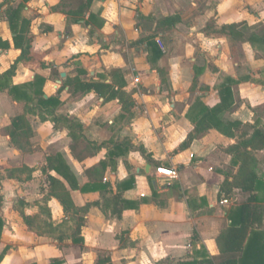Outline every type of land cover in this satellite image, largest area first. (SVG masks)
Instances as JSON below:
<instances>
[{"label":"crops","instance_id":"1","mask_svg":"<svg viewBox=\"0 0 264 264\" xmlns=\"http://www.w3.org/2000/svg\"><path fill=\"white\" fill-rule=\"evenodd\" d=\"M60 3L0 0L9 43L0 75L21 53L9 7L22 5L20 22L44 53L43 67L16 62L1 80L0 264H201L218 255L227 212L249 197L234 186L219 198L224 172L233 179L236 144L264 129V0H91L79 17ZM35 76L45 81L30 86ZM225 84L232 96L218 117L239 123L232 134L203 118ZM8 86L30 98L13 99ZM37 89L56 99L61 120H44ZM252 154L264 178V148ZM56 155L74 188L45 166ZM49 175L87 210L65 212ZM43 198L49 220L38 215ZM78 216L79 242L43 230L50 221L68 235Z\"/></svg>","mask_w":264,"mask_h":264},{"label":"trees","instance_id":"2","mask_svg":"<svg viewBox=\"0 0 264 264\" xmlns=\"http://www.w3.org/2000/svg\"><path fill=\"white\" fill-rule=\"evenodd\" d=\"M90 1L61 0L60 4L68 13L79 17L88 9ZM21 9L22 5H18L16 7H9L6 10V18L11 33L13 34V44L15 47L21 48V53L15 63L0 75V90L3 88L1 80L13 73L16 62H22L26 65L30 64L32 67L44 66V62L42 61L44 53L37 52L33 49V35L25 27L23 20L20 22ZM7 48H9L8 41L0 38V50ZM44 81L45 79L43 77L35 76L30 86H39ZM259 82L264 86V78L259 80ZM86 86L95 87L96 85L87 84ZM21 88L20 86H8V92L13 99H20L22 96L28 100L30 96ZM35 92L38 96V103L42 106H39V108L44 120H49V116H51L54 122L61 120L60 117L53 116L54 109L51 105L56 104V99L53 97L44 98L40 89L35 90ZM231 96L230 88L225 84L221 89L219 104L207 110L203 116L204 119L211 121V126L217 130H221L225 134H232L229 130L239 127V123L236 122L227 123L223 127L222 121H219L218 114L228 105ZM16 121L18 120H15V124H17ZM15 127L19 128L20 126L17 125ZM21 133L24 135L25 131ZM263 148L264 129L260 128H255L249 137L243 135V138L236 144L231 167L238 165L237 172L232 175V180L229 179L231 172H224L225 179L220 185L218 197L229 196L234 186H238L243 192L248 193L249 197L245 203L229 209L227 212L228 222L216 236V243L219 249L218 255L204 258L200 262L201 264H264V229L261 228L264 223V178L257 175L254 170L253 163L255 159L252 154L253 151ZM45 166L51 170H55L72 188L75 187V180L60 155L47 157ZM235 176H238V179H234ZM48 179L51 190L59 198L65 212L72 211L73 213H78L87 210L86 207L80 209L72 206L68 191L60 180L51 175L48 176ZM16 201L17 203L25 204L20 199H16ZM39 205L38 215L44 218V220H49L50 211L47 207L46 198H43ZM25 218L27 223L31 224L28 221V217L25 216ZM83 220L82 216H78L75 225L70 230L71 233L68 235H66L67 232L60 231L58 226H54L50 221L45 222L43 230L48 233L51 232L58 241L71 238L73 242H79L81 240L79 234Z\"/></svg>","mask_w":264,"mask_h":264},{"label":"built area","instance_id":"3","mask_svg":"<svg viewBox=\"0 0 264 264\" xmlns=\"http://www.w3.org/2000/svg\"><path fill=\"white\" fill-rule=\"evenodd\" d=\"M135 80H137V79H135ZM156 172H157V174L166 176L168 178H173L175 176V173H176L174 169L165 168V167H157ZM223 202H227V199H223Z\"/></svg>","mask_w":264,"mask_h":264},{"label":"rangeland","instance_id":"4","mask_svg":"<svg viewBox=\"0 0 264 264\" xmlns=\"http://www.w3.org/2000/svg\"><path fill=\"white\" fill-rule=\"evenodd\" d=\"M260 115L264 116V108H262V111H260ZM259 164H261V162Z\"/></svg>","mask_w":264,"mask_h":264},{"label":"water","instance_id":"5","mask_svg":"<svg viewBox=\"0 0 264 264\" xmlns=\"http://www.w3.org/2000/svg\"><path fill=\"white\" fill-rule=\"evenodd\" d=\"M61 76H64V73H61Z\"/></svg>","mask_w":264,"mask_h":264}]
</instances>
